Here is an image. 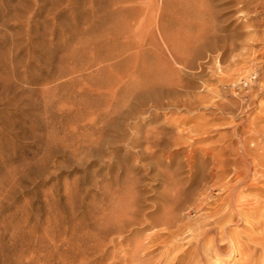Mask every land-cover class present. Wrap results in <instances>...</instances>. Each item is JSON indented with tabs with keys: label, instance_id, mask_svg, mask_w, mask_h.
<instances>
[{
	"label": "rangeland",
	"instance_id": "rangeland-1",
	"mask_svg": "<svg viewBox=\"0 0 264 264\" xmlns=\"http://www.w3.org/2000/svg\"><path fill=\"white\" fill-rule=\"evenodd\" d=\"M201 1L0 0V264H217L208 242L221 235L211 227L203 240L197 223L214 219L230 197L224 183L241 185L245 212L264 215V8L203 0L218 33L235 37L220 64L203 63V74L183 81L227 97L235 89L248 112L217 114L211 102L189 113L156 107L155 99L168 102L171 63L199 21ZM199 122L206 127L194 133ZM155 130L168 139L153 148L154 159L142 149ZM178 132L189 142L175 139ZM229 146L245 150L244 168ZM201 155L212 167L214 158L237 162L192 180ZM127 188L139 195L137 224L120 218ZM172 210L177 225L168 228L162 213ZM124 222L129 230L119 232ZM252 230L250 219L230 223L217 239L220 264L262 260L264 238ZM230 239L239 245L227 256Z\"/></svg>",
	"mask_w": 264,
	"mask_h": 264
},
{
	"label": "bare ground",
	"instance_id": "bare-ground-1",
	"mask_svg": "<svg viewBox=\"0 0 264 264\" xmlns=\"http://www.w3.org/2000/svg\"><path fill=\"white\" fill-rule=\"evenodd\" d=\"M201 1V0H200ZM207 2V1H206ZM206 2L205 1H201V6H202V10H200L198 13H197V18H198V20L199 21H194V24L192 25L193 27H192V29H193V31H192V33H190V35L188 36V43H186L185 45H183V46H181L176 52H175V50L176 49H173L174 51H171L172 53H176V55H175V57H174V59H173V61H172V66L173 67H171V68H173V74H174V77L173 78H175V80H172L173 81V88L170 90V92H168V94H167V99L165 100V101H168V102H165V103H161V102H159V100L158 99H155L156 101H158L157 102V105H156V107L157 108H169V107H172V108H175L176 110H185V111H187V113H189V112H194V111H197L198 109H200L201 107H202V105L205 103V105H206V102H211L215 107H216V110H217V114H219L218 112H220V114L222 113V114H224L226 111H231V113L230 112H226L225 114H229L230 113V115L232 116H234V114L235 113H243V112H245L243 109H242V107H241V100H240V97H238V93L235 91V89L229 94L230 96H228L227 97V93H220L219 91H212V90H204V92H201V91H199V92H197V91H193V90H191L190 88L192 87V84H191V82H190V88L189 87H186V84L184 83V82H186L187 83V81H184L185 79H184V76H186V75H199V74H203L198 68H199V65L201 66V64H203V63H211L212 61L213 62H216V64H218L219 63V59H223L222 57H224L225 58V56H226V53L228 54V50L232 47V45H233V39H231V38H233V36L234 35H230V36H228V35H221L220 33H218L219 31H218V29H217V27L219 28V26H216L215 25V23H214V18H215V11L214 10H212V8L210 9L209 7H206L205 6V4H206ZM237 3H239L240 4V6H241V8H243V9H245V10H247V11H251L252 9H253V11L256 9L257 11L258 10H260L259 12H262L263 10V8H264V0H238L237 1ZM194 5H196V4H194ZM193 5V11L195 10L194 9V6ZM236 5V4H235ZM255 10V11H256ZM262 10V11H261ZM193 14H195L194 12H193ZM192 16H194V15H192ZM196 17H194V19L196 20ZM263 20V19H262ZM263 22V21H262ZM222 24V23H221ZM182 25V24H181ZM183 27V26H182ZM177 28V27H176ZM184 28V27H183ZM167 29V28H166ZM223 29V28H222ZM134 30V29H133ZM159 30V29H158ZM151 31H153V30H151ZM184 31V30H183ZM150 32V31H149ZM159 32V31H158ZM134 33V32H133ZM160 33V32H159ZM166 33V32H165ZM168 33V32H167ZM178 33V32H177ZM156 34V33H155ZM161 35H156L157 36V38L159 39V40H161L165 35L163 34V33H160ZM180 34V35H179ZM179 36L180 37H184V35H182L180 32H179ZM152 35V34H151ZM177 35V36H178ZM170 35H168V37H169ZM155 37V36H154ZM166 37H167V35H166ZM167 37V38H168ZM235 37V36H234ZM165 38V37H164ZM166 38V39H167ZM174 38V37H173ZM178 38V37H177ZM153 39V38H152ZM168 39H170V38H168ZM171 39H172V37H171ZM180 39V38H179ZM138 40V39H137ZM147 40V39H146ZM164 40V39H163ZM178 39H176V41H177ZM162 41V40H161ZM160 41V42H161ZM174 41V40H173ZM172 41V42H173ZM163 42V41H162ZM164 42L166 43V41L164 40ZM169 42V41H168ZM167 42V43H168ZM171 42V43H172ZM175 42V41H174ZM142 43H144V42H142ZM177 43V42H176ZM181 43V42H180ZM141 44V43H140ZM143 44H141L140 45V47L142 46ZM160 45V44H159ZM180 46V45H179ZM178 46V44H177V47H179ZM173 47H174V45H173ZM233 47H235V45L233 46ZM139 48V47H138ZM159 48V47H158ZM263 48V47H262ZM141 50V49H140ZM159 50H160V48H159ZM162 50V49H161ZM130 51H131V49H130ZM138 51V50H137ZM142 51V50H141ZM140 51V52H141ZM164 51V50H163ZM263 52V51H262ZM142 53V52H141ZM166 53V52H165ZM263 54V53H262ZM141 55V54H140ZM161 58H163V57H161ZM161 61H163V59L161 60ZM169 62H170V60H169ZM231 62V61H230ZM164 63V62H163ZM234 63V62H233ZM170 64V63H169ZM212 64V63H211ZM220 64V63H219ZM164 65H166V64H164ZM213 65V64H212ZM202 70V69H201ZM236 70V69H235ZM165 71V70H164ZM171 71V70H170ZM172 73V72H171ZM212 74V73H211ZM214 74V73H213ZM164 75V74H163ZM229 75V74H228ZM162 76V75H161ZM165 76V75H164ZM222 78H223V76H222ZM246 78H247V76H246ZM163 79V78H162ZM164 79H165V77H164ZM227 79V78H226ZM220 80H222L223 81V79H220ZM264 80V79H263ZM184 81V82H183ZM190 81V80H189ZM188 81V82H189ZM228 81H231V79L229 78V80ZM164 82V81H163ZM162 82V83H163ZM170 82V81H169ZM209 82V81H208ZM231 82H233V81H231ZM153 83H154V81H153ZM158 83V82H157ZM166 83V82H165ZM164 83V84H165ZM167 84V83H166ZM232 84H234V83H232ZM205 85V84H204ZM167 86H168V84H167ZM187 86H189V85H187ZM194 87V86H193ZM235 87V86H234ZM159 88V87H158ZM197 88V87H196ZM208 89V88H207ZM158 92V91H157ZM162 92H164L163 90H162ZM166 92V91H165ZM155 94H157V95H159V93H155ZM163 95V94H162ZM165 95V94H164ZM160 96V98H161V95H159ZM245 97V96H244ZM162 98H163V96H162ZM236 98V99H235ZM161 100V99H160ZM153 101V100H152ZM249 101V100H248ZM163 102H164V100H163ZM238 102H240V104L239 105H237V103ZM154 104H155V102H154ZM250 104V103H249ZM154 106V105H153ZM214 106H212V107H214ZM214 107V108H215ZM129 108V107H128ZM247 108V107H246ZM136 109V108H135ZM132 110V109H131ZM138 110V109H137ZM237 112H236V111ZM136 111V110H135ZM134 112V111H133ZM137 112V111H136ZM136 112H134V113H136ZM141 112V111H140ZM246 112H248V111H246ZM139 113V112H138ZM142 113V112H141ZM216 113V112H215ZM224 114V115H225ZM227 114V115H228ZM245 114V113H244ZM247 114V113H246ZM237 115V114H236ZM95 116V115H94ZM135 116H137V115H135ZM229 116V115H228ZM232 116V117H233ZM242 116V115H241ZM247 116V115H246ZM249 117V116H248ZM90 118V117H89ZM133 118H134V115H133ZM236 118H237V116H236ZM94 120V119H93ZM234 120V119H233ZM202 121V120H201ZM208 121H210L209 119H208ZM213 121V120H212ZM211 121V122H212ZM200 123V122H199ZM198 123V124H199ZM201 124V123H200ZM208 124H210V126H211V124H214V121L212 122V123H210V122H208ZM104 126V125H103ZM206 127V125L205 124H201V125H197V127H195V128H193L194 129V131L196 130H200V128H202V127ZM209 126V125H208ZM208 126H207V128H208ZM209 126V127H210ZM213 126V125H212ZM211 126V127H212ZM117 127V126H116ZM157 128V127H156ZM161 128V127H160ZM158 129V128H157ZM208 129H210V128H208ZM236 129V128H235ZM162 131H163V128L161 129ZM184 130V129H183ZM211 130V129H210ZM162 131H158V130H155V133H152V132H149L148 133V131H147V133H145L146 134V137H145V139L147 140V142L150 144V146L146 149V147H145V151H143V149H142V153L143 152H145V154H148L149 155V157H152V158H154L155 157V155H156V152L154 151V150H156L155 149V147L156 146H160V145H162V143H163V140L164 139H168V138H163V140H162V137H161V135H165V136H168V135H166L165 133L164 134H162L163 132ZM165 131V130H164ZM191 131H193V130H191ZM196 131L194 132V133H196ZM197 131V132H198ZM207 131V130H206ZM169 131H167V133H168ZM187 132H189V131H187ZM199 134H200V132H198ZM237 133V132H236ZM169 135H170V137H171V133H168ZM174 134V133H173ZM201 134H202V132H201ZM190 135H191V133H190ZM239 135V134H238ZM164 136V137H165ZM183 136H186V138H188L187 140H188V142H189V139H191V138H189V137H191V136H189V133H185V134H182V133H177L176 135H175V139H178V140H180L179 138H181V137H183ZM140 137V136H139ZM138 136L135 138V139H139V140H141L140 138L141 137H143V136H141L140 138H139ZM245 137V136H244ZM185 138V137H184ZM193 138V137H192ZM182 140H183V138H181ZM243 140H245L246 141V139L245 138H243L242 140H240L239 139V141H241L242 143H243ZM165 141V140H164ZM238 141V142H239ZM145 142V141H144ZM192 142V141H191ZM138 143V142H137ZM178 143V142H177ZM241 143V144H242ZM147 144V143H146ZM233 144V143H232ZM240 144V145H241ZM246 144V142H244V145ZM228 145H230V144H228ZM238 146H240L239 144H237ZM236 145V146H237ZM147 146H148V144H147ZM168 147H169V145H168ZM167 147V148H168ZM230 147V152H228L227 153V155L228 156H231L232 154H238V155H240L241 157V161L239 162H237L236 161V158H234L233 159V161L231 160V158H233V157H226L225 159H218V158H214V160H213V162L212 163H214V165H213V167H212V165L210 164V165H208V164H206L205 162H204V158H205V156L203 157L202 155V158H199L197 161H198V164H196V163H193V165L191 164V168L192 169H194V171L192 172V173H195L193 176H192V180H194L195 179V177H196V175L198 176H200L201 175V178L202 179H205L206 180V177L209 175V174H215L216 172H215V167H216V165H219L220 163H225V164H229V162H231L232 161V163H236L237 162V164H240V165H242L243 166V168L247 165V163H246V161H248V160H246L247 159V157L248 156H246V154H245V150L244 149H242V147H243V145H242V147H241V149L242 150H244V152L241 150V149H239L238 147H234V146H229ZM251 147V146H250ZM153 148H154V150H153ZM247 148V147H246ZM149 149V150H148ZM226 149V148H225ZM239 150H241L242 152H240ZM227 151H228V149H227ZM248 152V151H247ZM172 153H169L168 154V157L171 159V157H172V155H171ZM222 154H224V153H222ZM216 155V154H215ZM164 156V155H163ZM166 156H167V154H166ZM199 156V155H198ZM200 156V157H201ZM223 156V155H222ZM191 157V156H190ZM215 157H217V156H215ZM239 157V156H238ZM237 157V158H238ZM193 158V157H192ZM196 158H198V157H196ZM212 158V157H211ZM249 158V157H248ZM155 159V158H154ZM182 160V159H181ZM156 161V160H155ZM157 162V161H156ZM191 162V161H190ZM195 162V161H194ZM211 163V162H210ZM152 164H153V162H152ZM177 164V163H176ZM204 164H206L207 166H205ZM224 165V164H223ZM245 165V166H244ZM221 165H219V167H220ZM235 166H236V164H235ZM234 166V167H235ZM242 166H240V167H242ZM237 167H239L238 165H237ZM236 168V167H235ZM160 172H161V170H160ZM236 174H238V178H240L241 180H242V173H244V170H237L236 172H235ZM244 175V174H243ZM168 176V175H167ZM219 176V175H218ZM245 176V175H244ZM174 177H176V176H174V175H172L171 176V179H173ZM221 177V176H220ZM219 177V178H220ZM170 178V177H169ZM213 178H215V177H213ZM217 178V177H216ZM222 178H224L225 179V177H221L220 179L222 180ZM238 178H237V180H238ZM239 179V180H240ZM169 180V179H168ZM200 180V179H199ZM198 181V180H197ZM204 181V180H203ZM244 181V180H243ZM238 182V181H237ZM130 183H132V181L130 182ZM210 183V182H209ZM240 183V182H239ZM250 183V182H249ZM224 185H225V187L229 190L230 189V192H231V194H230V197L229 198H225L224 200V203L223 204H221L220 205V207H219V209L214 213V215H212V216H214V219L212 218L211 220H210V218L208 219V220H204L205 221V223H197L198 224V232H199V235L198 236H202V239L203 240H205L206 239V236L213 230V229H210L211 227L212 228H214V230L219 234V235H221L222 236V234L223 235H225L224 233H226V235H227V233L230 231V223L232 222V221H234V220H249L250 219V221H251V225H252V229L254 230V232H256V237L255 238H259V237H263L264 238V235H261V230H260V226H262V223L264 222L263 221V219H262V221H261V219H260V217H262V216H264V215H258L257 214V212H255V213H248L247 211L245 212V207H244V205H242V204H240V201H241V199H242V193H241V191H238V189H239V187H241V185L240 184H237L236 183V185L234 184V185H230V182H226V183H224ZM130 187V186H129ZM224 187V186H223ZM180 191V190H179ZM178 191V192H179ZM177 192V193H178ZM112 194V193H111ZM178 194H180V193H178ZM185 194V193H184ZM198 194V193H197ZM123 198H121V199H123V206L124 207H122L121 208V216H120V218L121 217H123V218H125L126 219V222H130V223H135V224H137L138 223V221L139 220H137V219H135L134 218V214L133 213H135L136 211H137V207H136V205H137V201H138V199H139V195H138V192H135L132 188H127V189H125L124 191H123ZM121 195V196H122ZM177 195V194H176ZM181 195H182V192H181ZM185 198V197H184ZM184 198L182 199V197H181V199L182 200H184ZM176 199V198H175ZM177 199L179 200V198L177 197ZM180 199V200H181ZM170 200V199H169ZM178 200H177V202H178ZM189 200V199H188ZM168 201V200H167ZM172 201V200H171ZM170 201V202H171ZM185 201V200H184ZM249 201V200H248ZM182 202V201H181ZM119 203H121V202H119ZM179 203V202H178ZM177 203V204H178ZM188 202H186V204H187ZM176 204V205H177ZM174 205H175V202H174ZM182 205H183V203L181 204V205H179L178 204V206H180V207H182ZM168 206V205H167ZM177 206V207H178ZM139 207V206H138ZM184 207V206H183ZM186 207V206H185ZM189 207V206H188ZM119 208V207H118ZM174 208V207H173ZM172 208V209H173ZM179 208V207H178ZM175 209H176V207H175ZM175 209H173V210H175ZM180 209H182V208H180ZM116 210H117V208H116ZM171 211V212H166V213H162V214H165L164 216L162 215V218H161V220L165 217V219H163V222H165L166 223V226L168 227V228H170V226H173V225H177L176 223V219H178V218H176L177 217V214L175 215V211ZM140 211V210H139ZM177 212V211H176ZM263 212V211H262ZM118 214V213H117ZM179 214V213H178ZM116 216V215H115ZM180 216V215H179ZM136 217V216H135ZM151 219V218H150ZM155 220H157V218H154ZM180 219V218H179ZM187 219V218H186ZM207 219V218H206ZM140 220H142V219H140ZM203 220V219H202ZM122 221V220H121ZM148 221V220H147ZM117 222H119V221H117ZM142 222V221H141ZM140 222V223H141ZM163 222H161V225H162V223ZM174 222H176L175 224H174ZM249 222V221H248ZM114 223V222H113ZM125 223V222H124ZM122 223L121 224V226H119V228H117L118 226H116L115 228H117L118 230H119V232H125V231H128L129 229L125 226L126 224H128V223ZM129 223V224H130ZM157 223V222H156ZM185 223V222H184ZM187 223V222H186ZM110 224V223H109ZM223 224H227V225H224V226H222ZM249 224V223H248ZM116 225H117V223H116ZM120 225V224H119ZM150 226H152V228H154L155 226V224L153 223V222H151L150 224H149ZM163 225H165L164 223H163ZM179 225V224H178ZM181 225V224H180ZM187 225V224H186ZM154 226V227H153ZM149 227V226H148ZM188 227V226H187ZM191 227V226H190ZM114 228V227H113ZM163 228H164V226H163ZM172 228V227H171ZM174 228H176V227H174ZM263 228V227H262ZM128 229V230H127ZM147 229V228H146ZM154 229H156V228H154ZM260 231H259V230ZM113 230V229H112ZM111 230V231H112ZM165 230H167V229H165ZM188 230H190V229H188ZM252 230V231H253ZM215 231H214V233H215ZM264 231V230H263ZM213 233V232H212ZM157 234V233H156ZM175 234V233H174ZM215 235H216V233H215ZM112 236V235H111ZM179 236V235H178ZM208 236H210V235H208ZM221 236H219V237H221ZM217 237H218V235H217ZM218 237V238H219ZM229 237V236H228ZM233 237V236H232ZM153 238V237H152ZM201 238V237H200ZM217 238V239H218ZM222 238V237H221ZM220 238V239H221ZM215 237H213V239H210V241L208 242L209 244H211V250L212 251H214V254H215V257L217 258L216 260H217V264H220V260H222V261H224L223 260V258L220 256V254H221V251H223V249H222V246H221V244H219L218 243V241L219 240H217ZM125 240V239H124ZM152 240V239H151ZM264 240V239H263ZM200 244V243H199ZM208 244V245H209ZM223 244V243H222ZM133 245V244H132ZM143 245V244H142ZM238 243L236 242V241H234L233 239H230V246H229V248H228V251H226V255L227 256H231V255H233L234 253H235V251H236V249H238ZM98 246V245H97ZM210 246V245H209ZM207 249H209V247H206ZM237 252V251H236ZM211 254V253H210ZM134 255V254H133ZM212 256V255H211ZM219 261V262H218ZM260 261V260H259ZM248 262V261H247ZM247 264H264V257L262 258V260L260 261V262H254V259H252L251 258V260L249 259V262L247 263Z\"/></svg>",
	"mask_w": 264,
	"mask_h": 264
}]
</instances>
